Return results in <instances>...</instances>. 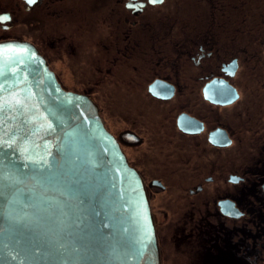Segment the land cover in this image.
I'll return each mask as SVG.
<instances>
[{"label": "flooded vegetation", "instance_id": "flooded-vegetation-1", "mask_svg": "<svg viewBox=\"0 0 264 264\" xmlns=\"http://www.w3.org/2000/svg\"><path fill=\"white\" fill-rule=\"evenodd\" d=\"M0 16V44L34 46L96 106L155 224L154 193L182 190L181 217L197 206L215 238L250 222L244 254L264 264V0H0ZM54 53L88 84L69 90Z\"/></svg>", "mask_w": 264, "mask_h": 264}, {"label": "water", "instance_id": "water-1", "mask_svg": "<svg viewBox=\"0 0 264 264\" xmlns=\"http://www.w3.org/2000/svg\"><path fill=\"white\" fill-rule=\"evenodd\" d=\"M0 264H161L140 176L22 42L0 44Z\"/></svg>", "mask_w": 264, "mask_h": 264}, {"label": "rangeland", "instance_id": "rangeland-1", "mask_svg": "<svg viewBox=\"0 0 264 264\" xmlns=\"http://www.w3.org/2000/svg\"><path fill=\"white\" fill-rule=\"evenodd\" d=\"M52 59L54 68L60 71L64 85L69 90L88 84L89 78H81L75 74L72 59L70 65L60 60L55 53L52 54ZM97 95L100 97L102 93L95 94L96 97ZM103 107L112 127L115 130L120 129L122 126L119 122V110L116 108V112H113L105 104ZM132 154L137 158L135 149L132 150ZM181 195L186 196L182 190H169L167 193L158 191L153 195L151 207L157 220L155 229L160 244L161 264H250L244 254L250 240L252 227H249L250 222H238L234 234L222 233L224 236L222 239L218 236L215 238L213 230L205 227L206 221L196 220L197 217L201 218L197 206L193 207L196 213L195 220H185L181 217L182 212L188 209V204ZM255 228H252V231Z\"/></svg>", "mask_w": 264, "mask_h": 264}, {"label": "snow or ice", "instance_id": "snow-or-ice-1", "mask_svg": "<svg viewBox=\"0 0 264 264\" xmlns=\"http://www.w3.org/2000/svg\"><path fill=\"white\" fill-rule=\"evenodd\" d=\"M35 2H36V0H27V3H29V4H33ZM151 2L153 4H155V3H158V2H162V0H151ZM8 19H10V18L7 17V16H0V22L7 21Z\"/></svg>", "mask_w": 264, "mask_h": 264}]
</instances>
